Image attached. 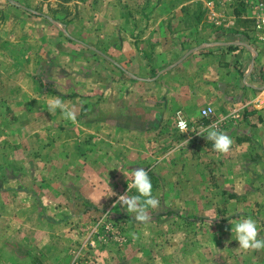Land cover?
<instances>
[{"label":"crops","instance_id":"0c3cea01","mask_svg":"<svg viewBox=\"0 0 264 264\" xmlns=\"http://www.w3.org/2000/svg\"><path fill=\"white\" fill-rule=\"evenodd\" d=\"M105 3L99 25L76 32L0 0V264H204V251L186 250L191 221L221 230L264 207V45L244 11L223 0ZM50 97L75 119L49 112ZM210 126L232 137L229 152L206 140ZM138 167L172 214L164 253L156 208L143 223L119 202ZM102 217L126 229L121 251H81Z\"/></svg>","mask_w":264,"mask_h":264},{"label":"rangeland","instance_id":"374dc122","mask_svg":"<svg viewBox=\"0 0 264 264\" xmlns=\"http://www.w3.org/2000/svg\"><path fill=\"white\" fill-rule=\"evenodd\" d=\"M19 4L30 8V11L39 10L45 14H49L53 16L57 21H60L62 24H70L76 25V29H83L84 25H99V20L97 12L104 9L105 2L108 0H80L79 2H71L68 4L61 5L58 0H17ZM110 3H113L112 6L115 8H122L130 11H134L135 9H145L154 5V0H109ZM109 3V4H110ZM44 5V7H42ZM46 5V7H45ZM39 21H37V20ZM36 20V21H35ZM41 19H38V15L36 13H30V21L28 22V26L32 29H36L35 24L37 22H41ZM38 24V23H37ZM98 28L95 27V30ZM76 32H79L76 30ZM90 33L91 35L94 33L93 30ZM14 37L20 38V32H14ZM94 35V34H93ZM24 37V36H22ZM34 38H37V33L34 32ZM170 210L164 208H156V213L153 214L157 218V230H159L158 236L155 237L156 246H160V251L164 253V251H168L165 247V243H169L170 240L164 237L165 232L167 231L169 225L166 223L168 220L167 217L171 216L169 214ZM251 216L255 219L259 226L258 238H264V207H255L250 210ZM98 222V220H97ZM185 225V224H184ZM143 226V225H142ZM98 224L96 223L92 228L91 238L85 241V245L82 247L81 251H121L120 250V242L115 240L116 238L108 239H100L101 237L97 235H93V230L97 229ZM116 234L119 235L117 238H122L123 242L127 239L126 229H124L119 224L115 225ZM104 226H101V234L103 233ZM142 228V227H141ZM203 230L204 234H200V240H196L198 236L197 230ZM231 224L221 225V230L212 225L210 221H191L188 224V230L190 237L195 239L190 242L188 239V246L186 248L187 251H204L202 255V260H204V264H264V248L261 249H249L243 250L239 248L238 241L235 240L234 233H231ZM175 232V231H174ZM140 240H138L139 244L143 243V236H140ZM199 244L197 245L196 243ZM84 243H81L83 245ZM181 243H179L180 245ZM80 245V246H81ZM178 245V246H179ZM86 246V247H85ZM186 247V246H185ZM159 248V247H158ZM201 248V250H200ZM159 250V249H158ZM184 251V250H183ZM163 255L162 253H160ZM192 255V252L190 254ZM196 258V255H193ZM181 259L183 257L175 256L172 259V264H180ZM164 256H161L159 259L160 263H163ZM192 264V263H191Z\"/></svg>","mask_w":264,"mask_h":264},{"label":"clouds","instance_id":"9594fccd","mask_svg":"<svg viewBox=\"0 0 264 264\" xmlns=\"http://www.w3.org/2000/svg\"><path fill=\"white\" fill-rule=\"evenodd\" d=\"M48 111L60 110V114L68 119H75V111L67 108L59 97H50L47 100ZM183 129L185 125L181 123ZM206 140L212 141V147L219 153L229 152L233 139L226 132L219 131L215 126H210L207 130ZM199 135V133H197ZM131 175V182L127 186L125 194L119 197V202L128 213L134 214L138 222L147 223L150 221L149 209H155L159 205V200L153 195V185L148 174V170L143 167L128 170ZM135 189V194L129 195L128 190ZM231 233L235 235L240 249H261L264 248V238H258L259 226L251 216L238 217L229 221ZM135 238V234H134Z\"/></svg>","mask_w":264,"mask_h":264},{"label":"built area","instance_id":"2783aa9c","mask_svg":"<svg viewBox=\"0 0 264 264\" xmlns=\"http://www.w3.org/2000/svg\"><path fill=\"white\" fill-rule=\"evenodd\" d=\"M229 2L234 9L243 10L245 13L246 20L249 21L250 27L247 29L250 40L257 41L264 45V0H223ZM211 5V4H209ZM214 113L212 107H205L201 110V115L206 118ZM181 123L185 125L182 129L180 127ZM178 129L181 132L188 131L189 124L184 119L180 118L178 120ZM106 217H102L98 221L97 229L93 230V235H99L100 239L116 238L115 240L122 243V238H117L119 235L116 234V227L112 221H105ZM101 226H104L103 233L101 234ZM118 233V232H117Z\"/></svg>","mask_w":264,"mask_h":264},{"label":"trees","instance_id":"16d2710c","mask_svg":"<svg viewBox=\"0 0 264 264\" xmlns=\"http://www.w3.org/2000/svg\"><path fill=\"white\" fill-rule=\"evenodd\" d=\"M42 1H48V0H42ZM60 2L61 5H64V4H68V3H71V2H79L80 0H58ZM171 215V214H170ZM36 264H42L40 261H36Z\"/></svg>","mask_w":264,"mask_h":264}]
</instances>
